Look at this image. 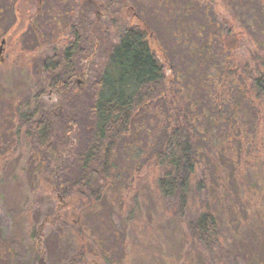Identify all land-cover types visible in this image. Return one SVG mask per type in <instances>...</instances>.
Wrapping results in <instances>:
<instances>
[{
	"label": "rangeland",
	"instance_id": "rangeland-1",
	"mask_svg": "<svg viewBox=\"0 0 264 264\" xmlns=\"http://www.w3.org/2000/svg\"><path fill=\"white\" fill-rule=\"evenodd\" d=\"M106 1L77 0L113 31L112 37H102L97 47L91 41L94 44L91 54L76 57L82 73L73 81L74 93L85 92L86 77L98 74L102 56L99 46L131 26L146 28L149 44L164 66L167 81H173V74L179 73L175 94L183 98L186 112L192 119H211L219 128L203 126L206 135H198L202 166L190 182L186 218L196 223L204 212L202 201L208 202L204 203L219 223L220 242L232 253L236 264H264V101H255L252 95L239 91L257 70L264 72V0H260L263 6L258 0H185L186 4L198 6V12L192 14L189 8L188 12L169 9L163 0H126L116 17L113 10L103 13L108 10ZM75 3L66 0L60 9L58 0H50L44 18L37 20L36 14L34 33L26 29L27 10L20 6L22 18L17 35L10 37L2 55L0 264H69L73 257H79L78 264H206L185 226L167 211L157 188L161 171L152 156L165 143L170 108L167 109L164 100L154 102L134 120L128 140L119 145L117 170L99 203L86 199L64 201L59 190L54 193L38 175L35 152L24 132L17 135L18 115L32 111L33 98L42 91L39 77L46 75L42 68L45 60L59 62L55 72L64 73V51L75 41L71 30L76 16L71 9ZM223 19L233 23L239 35L233 38L240 44L234 56L229 57L230 63H218L214 71L223 79L224 76L232 79L231 71H238L234 75L239 89L229 97L227 89L219 86L218 76L207 77L213 73L208 67L210 53L202 56L203 51L202 54L189 51L208 42L207 25L211 33L223 29ZM181 36L185 37L184 43ZM199 63H203V74L196 73ZM215 87L222 89L219 93L225 104L231 98L233 106L240 107L228 111L223 107L221 115L232 119L233 110H238L235 121L241 135L227 134V123L211 117L217 112ZM44 96L52 106L59 103L56 93L47 90ZM232 124L237 131L235 122ZM135 159L138 162L132 164ZM202 172L206 183L200 188ZM74 209L80 211L75 212L79 215H74ZM37 228L46 253L44 263L38 262L32 240ZM214 255V264H224Z\"/></svg>",
	"mask_w": 264,
	"mask_h": 264
},
{
	"label": "trees",
	"instance_id": "trees-1",
	"mask_svg": "<svg viewBox=\"0 0 264 264\" xmlns=\"http://www.w3.org/2000/svg\"><path fill=\"white\" fill-rule=\"evenodd\" d=\"M163 2L169 9L174 8L179 11L185 9L188 12L187 8H189L191 14L198 12V6L186 4L185 0H163ZM258 2L263 6V2L260 0ZM75 4L76 16L71 26L75 41L64 51V73L61 75L55 72L60 67L56 60L42 64L46 73L43 78L39 77V81L43 83L42 91L33 98V110L18 115L20 127L17 135L24 132L30 143L29 147L34 150L38 175L45 180L50 189L52 187L54 193H58L59 190L64 201L86 199L89 203H99L117 170L116 155L119 145L128 140L134 120L140 113L149 109L148 106L164 100L168 104L166 107L168 106L171 111L168 112V121L165 124V143L162 150L154 153L152 158L161 171L157 188L165 201L166 209L175 220L185 226L194 248L202 253L206 264L215 263L214 254H217L224 264H236L232 253L220 242L217 217L209 205L204 203L206 201H202L204 212L196 223L186 218L190 182L197 169L202 166V156L199 153L201 139L198 135L202 133L206 135V131L202 130L203 126L212 127L214 130L219 128L211 119H192L186 112L187 109L182 104L183 98L175 94L176 84L180 82L179 73L173 74V81H167L164 66L149 44L148 30L140 26H131L124 32L115 34V39L110 40L111 43L109 41L106 45L97 48L103 56L98 74L86 77L85 92L74 93L73 81L82 73L78 69L76 57L80 54H91L94 46L91 41L94 40L97 47V42H102V37H112L113 31L109 24L96 18L94 11L82 8L80 2ZM105 5L108 6V10H104L103 13L113 10V15L116 17L119 16L118 10L126 5V0H107ZM221 21L225 22L223 29H216L211 33L207 25L208 42H203L196 49L190 48L189 51L197 54H202L203 51L205 54L202 56L210 53L208 57L211 64L208 67L213 73L207 77L212 79L213 76H218L219 86L227 89L225 92L229 97L234 90L239 89L235 81L238 71H231L232 79H228L227 76L223 79L221 74H216L214 71L217 68L216 64L230 63L229 57L234 56L240 44L233 38L239 36L233 23L225 19ZM178 34L177 31L176 35ZM181 37L180 40L184 43L185 37ZM51 47L53 48L52 45ZM84 47L87 49L83 50ZM97 49L94 51L98 53ZM202 64L199 63V68L196 67L197 74H203ZM249 80V83L246 80L244 89L240 87L239 91L252 95L255 101L259 99L264 101V72L257 70ZM214 89H216L214 104L217 106V112L211 117L227 123L225 124L227 126L224 125L227 134L241 135L235 121V117H239L238 110H233L232 119L221 115L223 107L227 111L240 107L233 106L235 103H231V98L227 99L228 103L225 104L222 94L219 93L222 89L218 90L216 87ZM47 90L59 96L57 105L52 106L48 103L47 97L44 96ZM241 96L244 99L242 94ZM185 101L187 97L184 96ZM233 122L237 131L233 128ZM23 128L25 131H22ZM236 139L238 140L239 136ZM239 142L242 145L240 139ZM207 143L210 144L209 141ZM136 161L133 160L132 164ZM202 174L203 177L198 184L200 188L206 183L205 174L203 172ZM56 198L57 202L62 201L58 199V195ZM73 211L74 215L77 214L75 212H80L77 209ZM56 214L57 212L54 213ZM32 240L36 247L38 262L44 263L46 253L40 228L33 232ZM78 263H80L79 257H73L69 261V264Z\"/></svg>",
	"mask_w": 264,
	"mask_h": 264
},
{
	"label": "flooded vegetation",
	"instance_id": "flooded-vegetation-1",
	"mask_svg": "<svg viewBox=\"0 0 264 264\" xmlns=\"http://www.w3.org/2000/svg\"><path fill=\"white\" fill-rule=\"evenodd\" d=\"M75 1L77 2V0ZM49 4L50 0H0V63L4 62L2 55L5 53V45L8 44V40L13 34L17 35L16 28H18L20 24L19 22L22 18L20 15V6L23 5L25 10H27L25 17V24L27 26L26 29L29 33H34L36 14L37 20H40L41 18L43 19V15ZM65 4L66 0H58V7L60 9L65 6ZM75 5L76 4L72 5V11L75 10ZM35 9H37V11H35ZM46 63L47 60H45L44 64ZM60 71L62 73V69Z\"/></svg>",
	"mask_w": 264,
	"mask_h": 264
}]
</instances>
